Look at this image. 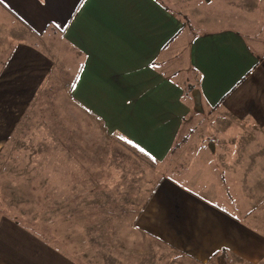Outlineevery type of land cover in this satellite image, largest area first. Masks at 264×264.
I'll list each match as a JSON object with an SVG mask.
<instances>
[{
    "label": "crops",
    "instance_id": "obj_1",
    "mask_svg": "<svg viewBox=\"0 0 264 264\" xmlns=\"http://www.w3.org/2000/svg\"><path fill=\"white\" fill-rule=\"evenodd\" d=\"M185 33L163 0H0V148L45 82L60 75L54 67L61 60L62 74L72 76L70 98L155 160H163L190 125L226 132L208 144L221 148L214 159L223 176L204 177L209 171L201 163L186 182L164 178L134 226L191 264H216L222 249L225 264H259L264 52L233 28L189 31L183 45ZM168 49L184 52L196 77L192 100L163 69ZM201 114L208 122L202 124ZM0 264L81 263L1 216Z\"/></svg>",
    "mask_w": 264,
    "mask_h": 264
},
{
    "label": "rangeland",
    "instance_id": "obj_2",
    "mask_svg": "<svg viewBox=\"0 0 264 264\" xmlns=\"http://www.w3.org/2000/svg\"><path fill=\"white\" fill-rule=\"evenodd\" d=\"M163 2L179 14L186 33L233 28L264 52V0ZM180 55L168 49L163 69L189 89L192 100L196 77ZM57 64L60 75L45 82L0 148V217L17 221L81 264H191L143 236L134 222L164 178L186 182L201 163L209 171L204 177L223 176L214 159L221 148L210 150L208 144L226 132L190 125L178 133L184 140L155 160L71 99V73L62 74V60ZM207 115H200L202 124Z\"/></svg>",
    "mask_w": 264,
    "mask_h": 264
},
{
    "label": "trees",
    "instance_id": "obj_3",
    "mask_svg": "<svg viewBox=\"0 0 264 264\" xmlns=\"http://www.w3.org/2000/svg\"><path fill=\"white\" fill-rule=\"evenodd\" d=\"M184 140V138H180V140H176L171 148V151H173L179 144L180 141ZM226 256H227V250L226 249H222L219 252H216L214 254L215 260H216V264H225L226 261Z\"/></svg>",
    "mask_w": 264,
    "mask_h": 264
}]
</instances>
